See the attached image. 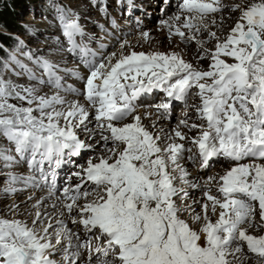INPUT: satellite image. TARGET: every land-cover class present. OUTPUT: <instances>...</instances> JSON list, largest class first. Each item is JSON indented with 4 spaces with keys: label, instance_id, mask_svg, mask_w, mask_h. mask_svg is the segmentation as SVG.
<instances>
[{
    "label": "snow or ice",
    "instance_id": "obj_1",
    "mask_svg": "<svg viewBox=\"0 0 264 264\" xmlns=\"http://www.w3.org/2000/svg\"><path fill=\"white\" fill-rule=\"evenodd\" d=\"M88 2L96 6L100 0ZM176 6L161 24L169 39L185 43L208 31L205 20L225 7L221 0H179ZM48 7L69 45L58 51L76 54L87 71L62 69L23 51L27 46L14 38L16 51L39 75L29 72V86L0 75V138L8 142L0 145V162L4 169L25 164L31 172L0 176L6 193L22 190L12 187L18 182L46 187L52 203L36 199L27 213L31 223L0 216V264H264V235L249 232L264 228V0L231 7L240 16L226 39L208 33L218 41L214 50L197 41L198 59L209 61L207 69L176 52L131 50L95 59L97 53L78 42L85 36L79 14L63 0H48ZM9 59L20 64L15 53ZM0 67L7 71L8 64ZM66 75L76 76L81 86L72 88ZM41 88L55 92L41 94ZM156 90L163 96L151 105L154 113H145L156 116L150 131L137 114V101ZM175 102L191 109L195 121L185 111L175 128H158L160 120L171 118ZM181 128L198 135L187 137ZM182 160L201 168L219 160L230 166L201 184L189 179ZM66 163L77 170L61 189L57 170ZM187 188L200 189L202 198L185 203ZM18 208L9 205L8 212ZM184 213H192V224Z\"/></svg>",
    "mask_w": 264,
    "mask_h": 264
},
{
    "label": "rangeland",
    "instance_id": "obj_2",
    "mask_svg": "<svg viewBox=\"0 0 264 264\" xmlns=\"http://www.w3.org/2000/svg\"><path fill=\"white\" fill-rule=\"evenodd\" d=\"M178 2L179 0H174L173 3H165L164 0H100V3L93 6L88 2V0H63L65 5L70 6L79 14L81 23L85 28V36L83 38H78V42L82 45H86L92 52L97 53L95 59H99L102 56H109L113 52L118 54V50L122 48V44L125 41H127L128 45L129 40H133L135 37L138 38L140 33H144L151 25H162V20L170 18V14L172 15V13L174 14L177 11L176 5ZM250 2H252V0H224L221 2L225 6L224 9L221 12L214 14V16H209L205 20V23L208 24V31L201 30V32L196 33V39L191 42L185 43L180 40L179 43L185 46L189 52L192 51L195 55L197 63H203V68L207 69L209 61L207 59L199 60L197 57L200 54L198 52L200 45L197 41H202L204 48L214 50L215 44L218 41L212 39L208 33L216 32L219 37V41L223 42L240 16L239 11H230L231 7L237 4L244 6ZM17 15V23L24 27L5 30L0 26V30L5 31L15 38H19V40H22L27 46L23 48V51L31 50L33 53L43 55L46 58L51 59L53 62L58 63L62 69H72L74 68L72 67L73 64L76 65L77 69L84 65L79 62L76 54H71L70 57H73L71 62L64 63L61 59L65 54H68V52L58 51V49L61 45H63L65 49L69 47V45L67 44L66 39L60 34L56 23L53 21V14L48 7V0H28L25 5L18 8ZM151 16H153V18H151ZM212 19L216 20L215 25L211 23ZM25 26H27L31 31H26ZM186 34L189 33L186 32ZM140 39L142 40L143 38ZM175 46V42L171 41L170 47L175 48ZM18 47L19 44L15 39L14 46L7 49L8 57L3 61L8 64V69L7 71L2 70L0 75H3L5 80L11 81L13 85L29 86L34 83L28 79L29 72H32L31 69H34L33 73L38 71L36 74L39 75V70L32 61L28 60L27 57L16 51ZM13 53L16 54V58L20 61V64H16L9 59ZM21 64L26 65L27 67L22 68L20 66ZM158 99L162 98L159 97ZM9 102L14 104L21 103L15 99H10ZM149 103L144 104L146 106H150L151 104ZM148 110L144 109L138 111L137 114L154 111L152 109ZM185 111L190 114V109L187 108L185 110L184 105L182 104L175 105L171 109V118L166 120L169 123L168 130L176 127L177 121L184 118L183 114ZM153 116H155V114ZM189 133L193 136L195 134V136L198 135V132L196 131H189ZM0 145L7 146L8 142L6 139L0 138ZM193 150H195V148H193ZM84 155L87 156L88 153H85ZM218 165L222 166L219 162L214 161L212 162L211 167L201 168L198 162H191L188 168L190 173L189 179L203 184L209 176L214 175L218 172V170H221ZM15 166L16 165H13L9 169H4L2 167V162H0V172H13L21 176L28 175L25 170L19 168L16 169ZM21 166H23V168L27 167L25 164H21ZM69 171L71 172L72 169ZM192 172L196 173L197 176L194 177ZM218 173L222 174L223 172L221 170ZM19 183L12 185V187L19 186ZM181 186L186 187L183 185ZM5 187H7V182L4 181L3 176H0V215L4 217L6 214V212H4L5 203L8 204L12 199H23L25 197V195L21 192L6 193L4 191ZM40 190L45 191L48 189L45 187ZM213 190H215V184H213ZM187 191L189 192V199L185 203L188 204H192V201L194 200H200L203 196V192L200 189L187 188ZM57 194L62 195V193ZM212 194L215 195L216 191H212ZM178 203L181 202L178 201ZM22 204L23 203L19 202V206ZM193 207L196 212L201 211L198 204H194ZM29 211L32 210L30 209L26 213H24V211L17 212V216L21 218L26 214L28 218H32L27 214ZM12 216H14L12 213L6 214V218L12 219ZM182 218L187 220L190 224L193 223L192 213H184ZM216 218L217 217L212 218L213 221ZM259 220L260 218L257 214L256 222H259ZM193 226L199 227V225L196 224H193ZM253 229L259 233H256L255 235H264V228L256 229L254 227ZM249 231L253 234L252 230ZM235 264H240V262L236 261ZM245 264H257V261L255 259H248L245 261Z\"/></svg>",
    "mask_w": 264,
    "mask_h": 264
},
{
    "label": "bare ground",
    "instance_id": "obj_3",
    "mask_svg": "<svg viewBox=\"0 0 264 264\" xmlns=\"http://www.w3.org/2000/svg\"><path fill=\"white\" fill-rule=\"evenodd\" d=\"M172 15H173V13H172ZM172 15L170 14V17ZM151 18H153V16H151ZM173 23L175 24L176 22L173 21ZM145 32H148L150 34L148 38H144L142 36V33H140V36L138 38L135 37L133 40H129L128 41V45L126 47H124V48L122 47L120 49L118 48L119 50H118V54L117 55H119L121 52H123L124 54H128L131 50H135L137 52L143 51L145 53L156 52V51L165 52V53L176 52V53H179L182 56V58H184L186 61L193 63L194 66L204 67L203 66V63H200V62L197 63V60L195 59V55L193 54L192 51L189 52L185 46H183V45H181L179 43V41H180L179 37L172 36L169 39V37H168V29L166 27H164L163 25H160V24H158V25H151L149 28H147V30ZM140 38H143V39L141 40ZM171 41H174L175 42V45H176L175 48H171L170 47V42ZM70 56H71V54L68 53V54H65L64 57L61 58V59L64 61V63L71 62L72 61L71 59L73 57H70ZM113 62H115V61L113 60ZM83 66L82 67L80 66V68L77 69L76 68V65L73 64L72 67H74V68H72L70 70H75V71H77L80 74H84L87 71V69L85 67H83ZM31 70H32V72L34 71V69H31ZM35 73H38V71H35ZM64 79L67 82V84L70 85L72 88H78V87L81 86V82L78 81L77 78H76V76H74V75H66L64 77ZM44 92H48V94L51 95V94H54L55 89H51V90H49L47 88L41 89V94H43ZM68 98L69 99H72L73 97L71 95H69ZM196 102L198 103V101H196ZM184 109L186 110L187 108L184 107ZM138 114L142 118V123L146 127H148L150 131H154L151 128V124H152V121L156 119V116H152L151 118H148V117L145 116V113H143V114L138 113ZM189 116L191 117V119L189 121L190 123L193 122V121H195V115H194V113H193V111L191 109H190ZM196 122L199 123V121H196ZM158 128H163L165 131H168V128H169L168 121L163 120V119L160 120L158 122ZM181 131L184 132L187 137H194L196 135V134L194 136L191 135L189 133V130L188 129H185V128H181ZM177 142L178 143H184L186 147L191 146L188 143L187 140H185V141H179L178 138H177ZM193 152H195V150H193ZM185 155H187V154H185ZM74 160L78 161L79 163H83V160L81 158H77V159L74 158ZM181 164L188 170L189 165L191 164V161L182 160L181 161ZM218 166H220L221 169L223 167V165L222 166L221 165H218ZM15 167H16V169L19 168V169L25 170L26 171V174H28V175L31 172V169H30V172H29V168H27V167L23 168V166H21V164L16 165ZM219 171H221V170H218V172ZM192 174H194V177L197 176V174L194 173V172H192ZM73 179H75V178H73ZM74 182H75V180H74ZM15 188L16 189H22V190L17 191V192H21L23 195H25V197L23 199H12L8 204H6V203L4 204V212H6V214H7V213H9L8 212V206L9 205H12V204L19 205V202L20 203H23L22 205L19 206V208L17 209V211L15 213H12V214H14V216H12L13 218L21 219V220H24V221H26L28 223H31V219L32 218H30V217L28 218L26 216V214L23 215L21 218H19L17 216V212H23L24 211V213H26L28 210H30V209L32 210V203H34L36 199H42V200L45 201L46 204L52 203L51 200H48L47 199V197H48V190H45V191L42 190L41 191L39 188L34 189L32 187L25 188L22 182H20L19 183V186H16ZM213 191H215V190H213ZM28 196H32L34 199L32 201H28L27 200V197ZM49 211H51V209H49ZM6 214H5V217H6ZM212 218H214V217H212ZM69 226L71 227V225H69ZM249 230H252L253 234H256L258 232L256 230H254L253 228L252 229H249ZM257 234H259V233H257Z\"/></svg>",
    "mask_w": 264,
    "mask_h": 264
},
{
    "label": "trees",
    "instance_id": "obj_4",
    "mask_svg": "<svg viewBox=\"0 0 264 264\" xmlns=\"http://www.w3.org/2000/svg\"><path fill=\"white\" fill-rule=\"evenodd\" d=\"M28 0H0V26L5 30H11L24 27L17 23V10L25 5ZM15 37L0 30V66L3 65L4 59L8 57L7 49L12 48L15 44ZM0 67V73H2Z\"/></svg>",
    "mask_w": 264,
    "mask_h": 264
}]
</instances>
